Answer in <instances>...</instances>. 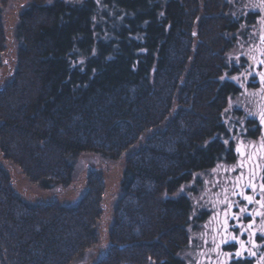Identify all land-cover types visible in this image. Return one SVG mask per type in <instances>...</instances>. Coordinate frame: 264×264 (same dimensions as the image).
<instances>
[{
    "label": "trees",
    "instance_id": "obj_1",
    "mask_svg": "<svg viewBox=\"0 0 264 264\" xmlns=\"http://www.w3.org/2000/svg\"><path fill=\"white\" fill-rule=\"evenodd\" d=\"M14 1L0 0V67L8 44L5 15ZM114 2L104 33H96L95 0L23 6L14 27L15 67L0 88V150L32 183L69 185L81 152L118 159L154 129L125 159L110 243L94 264H189L191 230L201 228L206 212L192 214L181 187L198 172L234 165L235 133L262 136L264 76L263 83L246 77L250 59L239 51L258 49L264 75V41L248 50L259 41L251 33L264 11L250 9L248 0ZM245 89L252 100L232 107ZM105 186L93 170L72 205L33 202L15 192L0 164V264L85 260L100 238ZM234 249L223 246V252Z\"/></svg>",
    "mask_w": 264,
    "mask_h": 264
},
{
    "label": "rangeland",
    "instance_id": "obj_2",
    "mask_svg": "<svg viewBox=\"0 0 264 264\" xmlns=\"http://www.w3.org/2000/svg\"><path fill=\"white\" fill-rule=\"evenodd\" d=\"M69 1V3L75 4L80 3L83 0H66ZM250 1V4L248 5V2ZM29 2V0H16L12 3V6L10 10L7 11L5 15V29L7 31V48L5 52L3 53L2 62L3 64L0 67V88L4 85L8 79L12 76V71L15 67V59H16V53H17V43L16 40H14V27L17 21V15L20 13V10L23 8L24 5H26ZM95 2L98 4L97 8V15L95 17V24L96 26L99 24L100 28L96 33H99L100 31L108 32V27L105 25V23L108 21L110 17L115 15L114 9H115V2L114 0H95ZM246 5L250 9H255L258 11H264V4L262 2L261 5H259L257 8L254 7V0H248ZM259 23L257 24V27H255V30L252 31L251 35L256 36L259 41H255V44L251 45V49H257L260 48L259 43H261V39L264 41V32L262 30L264 18L260 17ZM245 48L240 49V53L242 55H245L248 57L250 65H249V71L246 77H255V79L259 80L260 83H263V74L259 70V55H258V49L257 54L253 50L251 55H247V51ZM78 60H82L80 54L78 55ZM76 61V63L78 62ZM75 63V62H74ZM255 74V75H254ZM243 94L238 96L237 98H234L232 100L231 106L232 107H246V101L252 100V96L248 97L247 89L243 90ZM262 95V102L261 105H263L264 109V91L261 92ZM262 112V111H261ZM248 115V114H247ZM261 124L262 121L260 120ZM264 126H262V129ZM154 129L149 128L146 129L145 133L139 137V139L135 142V145L128 148L120 158L109 160L102 158L99 154L95 152H88L84 151L81 152V154L77 158L76 167L77 172L76 175L73 177L72 182L69 185H59L54 187H47L42 183H32L31 181L27 180L24 173L19 170L18 167L13 166L8 162L7 160L3 159L1 150H0V164L4 167L5 171L8 172L10 175L11 181L13 182V186L15 189V192L19 193L23 198L27 200H31L33 202H51L56 201L59 204L64 205H72L73 203L77 202L78 199L83 196V193L87 190V182H88V174L95 170L99 175L103 176L105 178V196H104V214L101 218V228L99 230L100 232V238L97 242L96 246L91 248L86 252V259L81 261L77 264H94L97 259L102 256V253H105L108 246H109V228L112 223V210L111 205L112 202L116 200L117 191H118V184L122 179V173L124 169V163L126 157L136 151V149L140 145H144L146 136L151 134ZM240 132V130H239ZM238 133L234 134V138L236 139V145L235 149H239L238 155V161L234 165H228L223 164L214 167L213 169L204 170L202 172H198V174L195 175L194 179H192L190 182L185 183L181 190L184 191L189 197L191 198L193 202V212L192 214L202 212H206L205 216L206 219H204L203 224H201L199 227L200 229L197 230L192 227L191 230V236L193 243L191 244L190 248H187L186 258L189 260V264H215L214 261H209L208 257H215L217 258L216 264H225L226 261L220 258L218 254L219 249L215 248L216 242L218 237L220 236L223 238V235H220L218 232H214V224L215 217L217 215L218 209H220V213L224 216L226 215V218H228V211H231L235 208L234 204L236 203L234 200L237 196V194H234V186L233 182L229 181V177L232 176V179L234 178V182L237 181V179L240 178V174H246L247 171V156L250 152V144L254 143L255 145L261 141V138L252 140V139H246V138H239ZM249 167V165H248ZM249 171H252L251 168H248ZM237 175V176H235ZM199 180V183L197 184L196 181ZM196 185V191H191L192 187ZM225 198V199H224ZM197 213V214H198ZM208 219V220H207ZM207 220V221H206ZM264 220V218L262 219ZM261 221V220H260ZM260 224H263V221L259 222ZM194 225L195 227L198 226ZM260 230L255 231L260 237L264 234V228L260 227ZM220 231V230H219ZM240 233L246 234V231L243 230L241 227L239 229ZM254 232V230H252ZM218 234V236H217ZM219 237V238H220ZM251 237V236H250ZM264 237V235H263ZM228 235L226 236V239H228ZM215 240V242H214ZM259 240V238H258ZM210 242L212 244L210 247H205V243ZM261 246H264V241L261 240ZM208 252L213 253L214 255L208 254ZM246 255H250L253 258H256L255 260L258 261L260 264H264V249L262 252H259V255L255 256V253L252 252H244V254H239V258L245 259L247 258ZM246 256V257H245ZM233 258V257H232ZM235 260V258H234ZM199 261L201 263H199ZM228 264V262L226 263Z\"/></svg>",
    "mask_w": 264,
    "mask_h": 264
},
{
    "label": "flooded vegetation",
    "instance_id": "obj_3",
    "mask_svg": "<svg viewBox=\"0 0 264 264\" xmlns=\"http://www.w3.org/2000/svg\"><path fill=\"white\" fill-rule=\"evenodd\" d=\"M261 137L260 146L251 144L249 147L250 152L246 160L247 166H245L248 172L245 175L243 173L240 174V178L233 184L234 194H237L234 199L236 200L234 204L235 208L228 211V218H226V215L223 216L220 213V209H218L215 217L214 232L223 235V238L219 236L220 238L218 237L214 245L215 248L219 249L218 253L222 254L221 259L226 261V263H230L234 258L235 260H239L240 256L238 255L244 254V252H252L257 256L261 251L258 240L259 234L255 231L257 229L259 231L260 227L264 228V220H262L264 218V184L261 181V167L264 166V128L262 129ZM248 168H251L252 171H249ZM248 197H251V199H247ZM260 220L263 221V224L259 223L261 222ZM241 227L246 231V234L240 233L239 229ZM227 235L228 239H226ZM227 245L236 249L223 252V246ZM232 253L234 254L233 258L231 256ZM246 256V260L249 258L256 259L250 255ZM212 259L216 264L218 259ZM254 262L255 264H260L256 260Z\"/></svg>",
    "mask_w": 264,
    "mask_h": 264
},
{
    "label": "snow or ice",
    "instance_id": "obj_4",
    "mask_svg": "<svg viewBox=\"0 0 264 264\" xmlns=\"http://www.w3.org/2000/svg\"><path fill=\"white\" fill-rule=\"evenodd\" d=\"M262 63H264V62H262ZM260 120L262 121V126H264V114H261V116H260ZM237 122L240 123L239 121H237ZM230 134H231V131H230ZM224 143H225V144H228L229 141L225 140ZM236 152L238 153V152H239V149H236ZM247 199L250 200L251 197H248Z\"/></svg>",
    "mask_w": 264,
    "mask_h": 264
}]
</instances>
